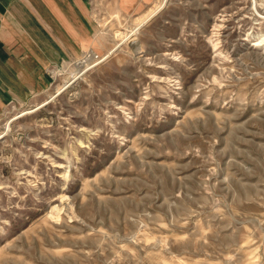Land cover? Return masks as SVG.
I'll list each match as a JSON object with an SVG mask.
<instances>
[{
    "label": "rangeland",
    "instance_id": "rangeland-1",
    "mask_svg": "<svg viewBox=\"0 0 264 264\" xmlns=\"http://www.w3.org/2000/svg\"><path fill=\"white\" fill-rule=\"evenodd\" d=\"M100 10L0 119V264H264V0Z\"/></svg>",
    "mask_w": 264,
    "mask_h": 264
},
{
    "label": "crops",
    "instance_id": "crops-1",
    "mask_svg": "<svg viewBox=\"0 0 264 264\" xmlns=\"http://www.w3.org/2000/svg\"><path fill=\"white\" fill-rule=\"evenodd\" d=\"M154 1L0 0V119L9 104L44 94L57 65L95 47L100 27L95 12L103 4L113 16H128ZM158 2L138 15L134 25Z\"/></svg>",
    "mask_w": 264,
    "mask_h": 264
},
{
    "label": "bare ground",
    "instance_id": "bare-ground-1",
    "mask_svg": "<svg viewBox=\"0 0 264 264\" xmlns=\"http://www.w3.org/2000/svg\"><path fill=\"white\" fill-rule=\"evenodd\" d=\"M166 0H160L157 5L152 9L150 10L149 13H147L146 15H144L132 28H130L129 30L125 31L124 33L120 34L119 36V40L118 42L115 44L114 48L120 43V42H123L124 40H126L127 38H129L135 31H137L139 29V27L141 25H143L146 21H148L157 11H159L161 9V7L164 5ZM136 34V33H135ZM112 48L107 54L104 55V58L109 55V53L114 49ZM137 48V47H136ZM117 49V48H116ZM112 53V52H111ZM102 60V57H98L97 59ZM107 58V57H106ZM91 59V58H90ZM89 58L88 59H85V62H83V60H81L79 63L80 64H77L78 66V70L73 72L70 76V78L68 80H66L62 85L58 86L56 88V92L57 93H60L64 87H66V85L70 82V81H74L75 79L79 78V76L82 75V71L86 68H90L93 64H95L93 61L97 60V59H94V60H90ZM93 62V63H92ZM92 63V64H91ZM91 64V65H90ZM69 85V84H68ZM55 91V90H54ZM55 95V94H54ZM52 96V95H51ZM58 97V96H57ZM50 98V97H49ZM49 98H46L45 100H43L42 102H40L39 104H37L36 106L34 107H31V108H28V109H24L20 112H18L16 115H14L13 117L9 118L5 124V129L7 128H10L9 125L10 123H12L11 121L15 118H18L26 113H31L33 111H35L36 109L40 108L41 106L45 105L46 103H48L49 101ZM52 98V97H51ZM7 132V131H6ZM3 133H0V137Z\"/></svg>",
    "mask_w": 264,
    "mask_h": 264
},
{
    "label": "built area",
    "instance_id": "built-area-1",
    "mask_svg": "<svg viewBox=\"0 0 264 264\" xmlns=\"http://www.w3.org/2000/svg\"><path fill=\"white\" fill-rule=\"evenodd\" d=\"M83 55H84L83 58H82L83 62H85V59H88V58H90V57H91L90 60H94V59H97V58H98V56H97L96 54H94L93 57H92V56H91V55H92V52H91V51H90V52H84ZM100 61H101L100 58L97 59V60H95V61H93L95 64H93L91 67H93L94 65L98 64ZM93 62H92V63H93ZM92 63H91V64H92ZM91 64H90V65H91ZM91 67H90V68H91Z\"/></svg>",
    "mask_w": 264,
    "mask_h": 264
},
{
    "label": "water",
    "instance_id": "water-1",
    "mask_svg": "<svg viewBox=\"0 0 264 264\" xmlns=\"http://www.w3.org/2000/svg\"><path fill=\"white\" fill-rule=\"evenodd\" d=\"M141 26H142V25H141ZM141 26H140V27H141ZM140 27H139V28H140ZM117 46H118V45H117ZM117 46H116V47H117ZM116 47H115V48H116ZM101 61H102V60H101ZM101 61H100V62H101Z\"/></svg>",
    "mask_w": 264,
    "mask_h": 264
}]
</instances>
